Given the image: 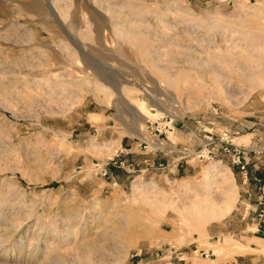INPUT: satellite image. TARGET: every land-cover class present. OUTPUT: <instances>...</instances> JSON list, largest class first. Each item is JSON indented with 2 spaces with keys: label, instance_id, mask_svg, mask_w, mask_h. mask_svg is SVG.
Listing matches in <instances>:
<instances>
[{
  "label": "rangeland",
  "instance_id": "rangeland-1",
  "mask_svg": "<svg viewBox=\"0 0 264 264\" xmlns=\"http://www.w3.org/2000/svg\"><path fill=\"white\" fill-rule=\"evenodd\" d=\"M33 1L0 0V264H264V0Z\"/></svg>",
  "mask_w": 264,
  "mask_h": 264
},
{
  "label": "bare ground",
  "instance_id": "bare-ground-1",
  "mask_svg": "<svg viewBox=\"0 0 264 264\" xmlns=\"http://www.w3.org/2000/svg\"><path fill=\"white\" fill-rule=\"evenodd\" d=\"M40 1V0H39ZM38 1V2H39ZM47 5L51 4V7L53 8V15L55 17V19L60 18H66V13L61 12L62 9L60 10V4L65 2V4L67 5V0H44ZM79 1V0H78ZM121 1V0H120ZM37 1H33L30 3L29 7L32 8V10H30L31 12L33 11L36 12V14H40L41 10V4H39ZM98 4H101V2H110V0H96L95 1ZM41 3V2H40ZM64 4V3H63ZM112 4V2L110 3ZM69 6V4H68ZM49 7V6H48ZM67 8V6H66ZM106 8V7H105ZM43 9V7H42ZM116 12V11H115ZM75 14V13H74ZM111 15V14H110ZM75 17V16H74ZM91 18H96V13L93 11V13H91ZM99 18V15H98ZM120 18V17H119ZM123 18V17H122ZM72 19V18H71ZM116 18L111 15L109 17V22L111 23V25L117 29V31L115 32H119L122 33L125 36H130V37H135L136 35H138V31H136V29L132 27H129L128 29H124L121 26H119L118 21L116 22L115 20ZM126 20V19H125ZM58 22V19H57ZM127 22V21H126ZM98 24V23H97ZM66 29H68L69 31L73 32L76 36H79L80 38H83L85 36H83V32H78L79 28L77 27V22L76 20L72 19L70 22H68V25L66 27ZM114 29V30H115ZM87 34V33H86ZM140 34V32H139ZM85 35V34H84ZM88 35V34H87ZM253 53V52H252ZM256 54V53H255ZM249 55V54H248ZM221 56V55H220ZM215 58V57H214ZM223 58V57H222ZM225 58V57H224ZM215 60V59H214ZM18 64V63H16ZM35 64V63H34ZM262 66V65H261ZM258 67V66H257ZM224 69V68H223ZM222 69V70H223ZM253 69V68H252ZM257 69V68H256ZM258 70V69H257ZM85 81V80H84ZM77 82V81H76ZM71 84V83H70ZM69 84V85H70ZM76 84V83H74ZM78 84V83H77ZM80 84V83H79ZM98 84V83H97ZM96 84V85H97ZM132 84V83H131ZM100 85V84H98ZM132 85H136L135 83H133ZM105 86V85H104ZM137 86V85H136ZM140 86V85H139ZM96 87V86H95ZM102 87V85H101ZM106 87V86H105ZM94 88V87H93ZM139 88V87H138ZM142 88V87H140ZM144 88V87H143ZM142 90H145L143 89ZM96 89V88H95ZM95 91V90H94ZM116 94L120 95L121 93L117 92V89H115ZM142 92V91H141ZM155 107H159L156 106ZM162 110L160 108H157V112L159 114V111ZM161 114V113H160ZM158 116V115H157ZM209 169V168H208ZM207 171V170H206ZM206 173V172H205ZM206 175V174H205ZM208 175V174H207ZM206 175V178H207ZM209 176V175H208ZM223 185V184H222ZM225 186V185H224ZM229 186H232L229 184ZM205 188H206V193L203 195H197L198 198L197 200H193L191 203V205L193 206V208L195 210H197V212L201 215V217L203 218V223L207 224V223H211V222H216L219 221L221 219H223L227 214H229V212L231 211V209L233 208V204L232 203V199L234 198V193H236V191H234L232 188H222L221 184H216L213 182H209L206 181L205 183ZM204 191V190H203ZM217 192V193H216ZM200 197V198H199ZM198 214V215H199Z\"/></svg>",
  "mask_w": 264,
  "mask_h": 264
},
{
  "label": "crops",
  "instance_id": "crops-1",
  "mask_svg": "<svg viewBox=\"0 0 264 264\" xmlns=\"http://www.w3.org/2000/svg\"><path fill=\"white\" fill-rule=\"evenodd\" d=\"M255 231L256 232H263L264 231V225H262L260 227L256 226V230ZM247 238L251 239L253 244L261 239L260 237L254 235V234L252 236H248Z\"/></svg>",
  "mask_w": 264,
  "mask_h": 264
},
{
  "label": "built area",
  "instance_id": "built-area-1",
  "mask_svg": "<svg viewBox=\"0 0 264 264\" xmlns=\"http://www.w3.org/2000/svg\"><path fill=\"white\" fill-rule=\"evenodd\" d=\"M196 253V252H195ZM210 252L209 251H201L200 253H199V255L201 256V257H205V258H208L209 257V255H211V253L209 254Z\"/></svg>",
  "mask_w": 264,
  "mask_h": 264
},
{
  "label": "water",
  "instance_id": "water-1",
  "mask_svg": "<svg viewBox=\"0 0 264 264\" xmlns=\"http://www.w3.org/2000/svg\"><path fill=\"white\" fill-rule=\"evenodd\" d=\"M66 37H68V36H66ZM69 39V38H68ZM70 40V39H69ZM71 41V40H70ZM72 42V44H73V41H71Z\"/></svg>",
  "mask_w": 264,
  "mask_h": 264
}]
</instances>
